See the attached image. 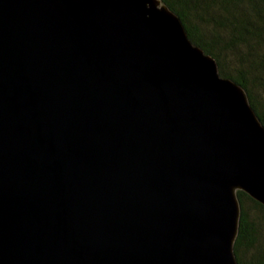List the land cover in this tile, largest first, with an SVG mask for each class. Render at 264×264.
<instances>
[{"label":"water","instance_id":"obj_1","mask_svg":"<svg viewBox=\"0 0 264 264\" xmlns=\"http://www.w3.org/2000/svg\"><path fill=\"white\" fill-rule=\"evenodd\" d=\"M264 125L161 0H0V264H238Z\"/></svg>","mask_w":264,"mask_h":264},{"label":"trees","instance_id":"obj_2","mask_svg":"<svg viewBox=\"0 0 264 264\" xmlns=\"http://www.w3.org/2000/svg\"><path fill=\"white\" fill-rule=\"evenodd\" d=\"M189 40L212 56L223 78L247 93L264 125V0H161ZM234 253L238 264H264V206L245 193Z\"/></svg>","mask_w":264,"mask_h":264}]
</instances>
